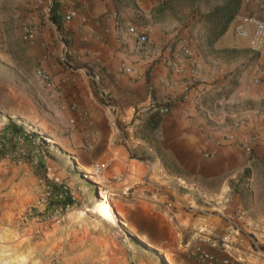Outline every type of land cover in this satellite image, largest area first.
<instances>
[{"label": "crops", "instance_id": "crops-1", "mask_svg": "<svg viewBox=\"0 0 264 264\" xmlns=\"http://www.w3.org/2000/svg\"><path fill=\"white\" fill-rule=\"evenodd\" d=\"M58 1L66 11L73 10L74 16L61 23L45 19L39 38L48 51L37 57L44 68L52 71L55 83L67 76L66 90L61 97L54 89L44 90L48 116L40 123L32 122L49 139L45 140L50 156L40 166L0 164V207H28L43 188L44 178L68 180L73 187L107 192L118 217L142 235L152 249L128 228L114 224L147 250L189 258L192 248L201 243L220 255L228 254V264H264V256L243 249L244 244L232 250L220 248L216 244L220 235L236 237L229 232L227 216H220L215 200H210L209 206L202 204L188 196L187 188H181L186 184L184 156L188 148L215 151L213 161L217 163L203 165L205 170L210 169L205 177L213 179L215 171L230 162L236 165L238 152L213 144L206 136L209 131L222 133L231 122L245 119L238 139L251 134L263 137L258 129L264 128V52L253 53L247 40L234 31L237 14L253 9V4L239 0L237 14L212 40L205 14L214 8L205 14L195 9L185 20H172L160 17L157 11L174 0ZM113 14L119 17L118 23ZM129 23L145 31L149 43L136 72L116 75L120 59H135L138 55L125 29ZM186 49L190 55L184 52ZM33 50L36 52L35 46ZM50 56L55 60H46ZM64 57L77 67L67 69ZM168 62L197 74L201 86L207 88L200 102L193 100L195 92L183 97V80ZM239 65L243 66L241 70L236 68ZM108 101L112 104L107 105ZM68 102L75 103L76 109L64 106ZM167 102L169 111L159 114L157 127L147 137L144 130L148 115ZM139 113L145 118L136 119ZM88 127L96 132L97 139L85 148L84 131ZM153 137L158 139L157 146L151 141ZM254 150L259 167L252 177L256 174L264 179V164L260 161L264 159V143ZM171 158L178 161V170L171 169ZM77 163L90 174L94 163L104 166L92 179L81 172ZM195 189L203 192V188ZM216 191L210 189L211 193ZM235 210L232 204L223 213L237 216ZM242 230L247 232L246 228ZM182 249L185 252L180 255ZM188 264L199 263L192 258Z\"/></svg>", "mask_w": 264, "mask_h": 264}, {"label": "rangeland", "instance_id": "rangeland-1", "mask_svg": "<svg viewBox=\"0 0 264 264\" xmlns=\"http://www.w3.org/2000/svg\"><path fill=\"white\" fill-rule=\"evenodd\" d=\"M224 1L174 0L157 12L162 18L185 20L195 9L205 14ZM59 3L58 0L44 1L45 6L51 5L53 9L65 10ZM42 10L43 8L35 6L34 0H0L1 119L40 123L48 114L46 112L49 111V106L42 95L44 90L49 88L35 74V69L42 66L37 55L48 51L47 44L41 42L39 34L45 19L60 23L64 21L46 13L45 9ZM34 13H38V37L34 43H27L21 36V24ZM33 46L38 52L33 50ZM123 59L133 60L124 57L119 62ZM46 60L51 62L55 59L50 56ZM63 60L70 71L77 67L70 59L64 57ZM242 67L236 66L238 70ZM50 72L52 73L51 70ZM106 104L112 103L108 101ZM143 118L145 116L141 113L136 116V119ZM144 133L149 137L148 127ZM151 139L157 146L158 139ZM43 147L47 157L50 156L47 143H44ZM254 149L255 147L249 158H242L238 153L236 165L230 162L219 167L215 171L216 177L212 179L210 175L205 177V174H210V169L205 170L203 165L215 166L217 160L206 161L201 150L195 152L188 148L184 156L186 184L181 185V188H187L188 196L202 204L209 206L210 200L219 204L216 210L220 212V216L226 215L230 219L225 217L230 225L229 232H233V229L239 230L234 231V239L229 238L230 250L236 245L241 247L244 244L243 249L264 256V218L261 217L264 213V190L261 189L264 188V179L256 174L252 177L255 169L259 167L255 164ZM260 161L264 164V159ZM178 164L173 158L169 161L172 170H178ZM42 169L44 170V166ZM64 181L70 184L68 180ZM195 188H203V192ZM73 189L74 199L58 212L52 202L38 203L43 188H40L36 200L26 208L0 207V264H168L162 256L163 252L147 250L138 245L114 222L97 215L93 206L100 188ZM210 189L217 191L211 193ZM232 204L236 205L237 216L223 213L224 209ZM242 227L246 228L247 232L242 230ZM242 235L244 240L240 242L238 237ZM223 237L224 235H220L219 241L216 242L220 248ZM183 252L184 249L178 253L181 255ZM168 255L176 264H188L192 259L187 258L185 254Z\"/></svg>", "mask_w": 264, "mask_h": 264}, {"label": "built area", "instance_id": "built-area-1", "mask_svg": "<svg viewBox=\"0 0 264 264\" xmlns=\"http://www.w3.org/2000/svg\"><path fill=\"white\" fill-rule=\"evenodd\" d=\"M45 0H34L35 6L43 8L46 13L52 14L62 21H70L74 16L73 10H61L53 9L51 5L45 6ZM243 4H253L254 8L245 10L237 14V20L234 25L235 34L240 38L247 40L248 46L253 53L264 52V0H241ZM45 6V7H43ZM113 19L116 23L119 22L117 14H113ZM38 13L32 14L21 24V36L27 43H34L38 37ZM128 36L133 41V46L138 55L133 60H121L118 64L116 75L123 73L135 72V68L141 54L146 51L149 38L145 31H142L139 27L129 23L125 26ZM185 53L190 55V50H184ZM170 69L179 75L182 82V94L184 98L188 97L190 92H195L193 100L200 102L207 88L201 86V82L195 72H186L184 66H181L175 62H168ZM37 78L47 86L49 89H54L61 97L66 90L65 84L67 83V76H64L58 83L53 80L52 73L39 66L35 69ZM69 109H76V104L73 102L64 103ZM159 114H164L169 111V103H164L154 108ZM246 124L245 119L233 121L229 124L228 130L225 132L214 133L215 130L209 131L206 134L207 139L210 140L216 146H227L232 150H235L243 158H249L252 154L253 148L261 143H264V128L259 127V131H263V137H259L258 134H251L247 138L238 139V132ZM84 147L89 148L96 141V132L88 127L84 131ZM47 140L43 138V135L37 129H32L26 124L17 121L11 122L10 120H4L0 118V164H23L30 163L32 165H41L42 160H45L47 155L44 151L43 144ZM215 151L213 149L205 148L202 150V155L207 160H213L215 158ZM103 163H94L92 167V175H98L102 169ZM75 191L73 187L64 180H52L45 178L42 194L39 197L38 203L45 204L52 202L56 207V211H61L68 206L69 202L74 199ZM239 231L238 229H233ZM229 238L224 236L222 248L230 249ZM238 240L242 242L244 236L238 237ZM191 257L199 264H228L230 256L228 254L220 255L212 250L205 248L201 243L196 244L191 251Z\"/></svg>", "mask_w": 264, "mask_h": 264}, {"label": "trees", "instance_id": "trees-1", "mask_svg": "<svg viewBox=\"0 0 264 264\" xmlns=\"http://www.w3.org/2000/svg\"><path fill=\"white\" fill-rule=\"evenodd\" d=\"M238 6L239 0H228L223 5L217 6L205 14V19L212 29L210 31L212 40L216 39L226 29L229 22L237 14ZM148 109H151V107ZM160 119L161 116L156 110L148 115L146 127H148L149 131L157 127Z\"/></svg>", "mask_w": 264, "mask_h": 264}, {"label": "bare ground", "instance_id": "bare-ground-1", "mask_svg": "<svg viewBox=\"0 0 264 264\" xmlns=\"http://www.w3.org/2000/svg\"><path fill=\"white\" fill-rule=\"evenodd\" d=\"M26 125L30 128L34 127V124H32V123H26ZM32 129H34V128H32ZM43 138L49 140L45 136H43ZM77 167L79 169H81V172L82 171L85 172L84 173L85 176L92 178L93 175L90 174L89 171L84 166L77 163ZM92 179H94V177ZM97 196H98V198H97V200L93 206V209L99 217H101L105 220L107 219V220L115 222V223L118 222L121 226L128 228L129 232L131 234L137 236V238L140 242L145 243L148 246V248L152 249V245L148 241H146L142 235L136 234L133 230H131L128 227V225L126 224V222L122 218L118 217L117 211L114 208L112 202L110 201L109 194L107 192L98 191ZM162 256L168 264H176L174 262V260L168 254L163 253Z\"/></svg>", "mask_w": 264, "mask_h": 264}]
</instances>
